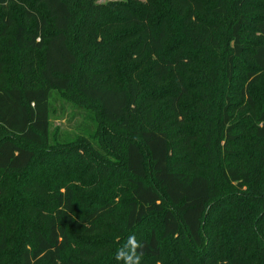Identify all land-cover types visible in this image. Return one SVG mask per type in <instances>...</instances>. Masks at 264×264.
<instances>
[{"label": "trees", "instance_id": "1", "mask_svg": "<svg viewBox=\"0 0 264 264\" xmlns=\"http://www.w3.org/2000/svg\"><path fill=\"white\" fill-rule=\"evenodd\" d=\"M263 77L264 0H0V176L97 177L0 184V264H122L130 235L141 264H264ZM57 92L92 135L60 138Z\"/></svg>", "mask_w": 264, "mask_h": 264}, {"label": "rangeland", "instance_id": "2", "mask_svg": "<svg viewBox=\"0 0 264 264\" xmlns=\"http://www.w3.org/2000/svg\"><path fill=\"white\" fill-rule=\"evenodd\" d=\"M96 1L106 2L109 0ZM226 20L227 19H223V22ZM21 55L22 53L20 51H13L7 57L6 69L11 79L18 78V61ZM253 94L259 105L264 104V77L261 79L260 84L253 90ZM55 96L52 111V128L60 129V138L73 140L75 138H82V136L92 135L96 127L94 113L90 109L66 101L58 92ZM211 102H213V99L209 101V103ZM192 128L193 130L198 129V127ZM46 158L47 155L44 154L34 168L29 171L30 173L27 176H0V184H4L8 191L6 204L15 205L19 200H25L27 198V193L25 192V184L27 180H32L35 177L38 178L40 176L43 177L45 173L52 175L53 168L63 173L62 176L64 180L68 183H76V186L79 188L97 183V177L93 176L92 173H89L88 175L83 173L84 169H86V167H84V161L79 160L77 156L67 157L62 155L49 160H46ZM82 198H85V196ZM80 202L84 203L83 201ZM20 232L22 233V231ZM11 233H17L15 228L11 229ZM222 241L223 243H226L224 249L227 250L231 246L232 238L227 234L225 229Z\"/></svg>", "mask_w": 264, "mask_h": 264}, {"label": "clouds", "instance_id": "3", "mask_svg": "<svg viewBox=\"0 0 264 264\" xmlns=\"http://www.w3.org/2000/svg\"><path fill=\"white\" fill-rule=\"evenodd\" d=\"M143 244L135 235H130L126 242L115 253V260L122 264H141Z\"/></svg>", "mask_w": 264, "mask_h": 264}, {"label": "water", "instance_id": "4", "mask_svg": "<svg viewBox=\"0 0 264 264\" xmlns=\"http://www.w3.org/2000/svg\"><path fill=\"white\" fill-rule=\"evenodd\" d=\"M222 264V263H221Z\"/></svg>", "mask_w": 264, "mask_h": 264}]
</instances>
